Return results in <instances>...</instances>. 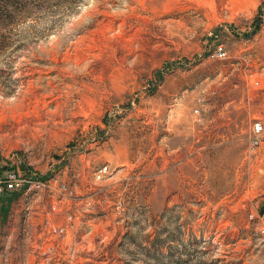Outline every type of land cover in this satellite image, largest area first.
I'll return each mask as SVG.
<instances>
[{
    "label": "rangeland",
    "instance_id": "1",
    "mask_svg": "<svg viewBox=\"0 0 264 264\" xmlns=\"http://www.w3.org/2000/svg\"><path fill=\"white\" fill-rule=\"evenodd\" d=\"M262 75L264 0H0V264H264Z\"/></svg>",
    "mask_w": 264,
    "mask_h": 264
},
{
    "label": "built area",
    "instance_id": "2",
    "mask_svg": "<svg viewBox=\"0 0 264 264\" xmlns=\"http://www.w3.org/2000/svg\"><path fill=\"white\" fill-rule=\"evenodd\" d=\"M227 57V52L222 45L216 46L213 51L208 55L209 59H225ZM256 84V83H255ZM193 113L198 114V109L193 110ZM248 146L250 150L263 149L264 150V119L256 118L251 122ZM107 172V166H102L95 173L94 177L96 180L102 179V177ZM26 182H31L27 185V190L38 189L40 184L38 182L25 181L20 178L17 173L11 171L8 172L3 179H0V193L13 192L24 189V184ZM54 233H62L63 229H57L53 231Z\"/></svg>",
    "mask_w": 264,
    "mask_h": 264
},
{
    "label": "crops",
    "instance_id": "3",
    "mask_svg": "<svg viewBox=\"0 0 264 264\" xmlns=\"http://www.w3.org/2000/svg\"><path fill=\"white\" fill-rule=\"evenodd\" d=\"M262 79L264 80V75H262ZM237 88H238V92L241 94V99L240 101L239 100L238 101L241 106H248L250 115L252 116L254 115L256 117L264 114V91L260 92V94H258L256 91H250V89H248L246 85H244L241 78H239L238 80ZM258 95L262 96V98L260 97V99H258L257 98ZM190 119L187 117L182 119L184 120V122H182L184 126L182 128L176 129L174 133V136H179L178 140L180 143L178 145V148H176L174 152L180 151L181 149L184 148L187 149V147L189 146L188 143L190 141V135H192V133L195 132V129L191 125L192 120L190 121ZM203 121H202L203 124L207 125L206 127L203 128L205 131L204 134L208 136L207 138L210 139V137L214 136L215 133L216 136H218L217 131L214 130V127L209 125L211 121H208L207 118L206 119L204 118Z\"/></svg>",
    "mask_w": 264,
    "mask_h": 264
},
{
    "label": "bare ground",
    "instance_id": "4",
    "mask_svg": "<svg viewBox=\"0 0 264 264\" xmlns=\"http://www.w3.org/2000/svg\"><path fill=\"white\" fill-rule=\"evenodd\" d=\"M25 189V188H24ZM29 190H31V189H29Z\"/></svg>",
    "mask_w": 264,
    "mask_h": 264
}]
</instances>
